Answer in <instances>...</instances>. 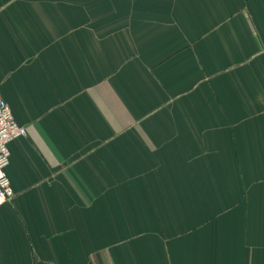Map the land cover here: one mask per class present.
I'll list each match as a JSON object with an SVG mask.
<instances>
[{
    "label": "crops",
    "instance_id": "0c3cea01",
    "mask_svg": "<svg viewBox=\"0 0 264 264\" xmlns=\"http://www.w3.org/2000/svg\"><path fill=\"white\" fill-rule=\"evenodd\" d=\"M0 264H264V0H0Z\"/></svg>",
    "mask_w": 264,
    "mask_h": 264
},
{
    "label": "built area",
    "instance_id": "2783aa9c",
    "mask_svg": "<svg viewBox=\"0 0 264 264\" xmlns=\"http://www.w3.org/2000/svg\"><path fill=\"white\" fill-rule=\"evenodd\" d=\"M25 135L26 128L15 120L10 106L0 94V206L11 201L14 195L6 174L10 157L9 145Z\"/></svg>",
    "mask_w": 264,
    "mask_h": 264
}]
</instances>
